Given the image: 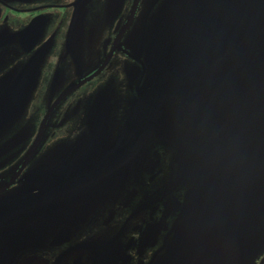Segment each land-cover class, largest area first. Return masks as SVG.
<instances>
[{"label":"flooded vegetation","instance_id":"flooded-vegetation-1","mask_svg":"<svg viewBox=\"0 0 264 264\" xmlns=\"http://www.w3.org/2000/svg\"><path fill=\"white\" fill-rule=\"evenodd\" d=\"M188 1L0 0V80H7L2 88L6 90L0 94V109L9 104L14 92L11 87L21 81L15 83L18 75L27 72L29 76L22 88L28 89L23 104L15 105L21 95V91H17L18 94L3 114L9 113L0 122V190L17 176L10 186L0 191V200L30 190L36 183L42 184L47 179L46 162L53 158L54 153L63 154L62 150L68 149L73 153L74 161L66 162V168L70 170L65 173L78 178L80 171L86 172L90 182L98 183L85 193L83 199L86 201H81L84 207L77 214L86 211L92 197L94 204L102 205L92 218L96 225L84 224L72 236L69 230L65 232L64 225L59 226L63 234L56 235L53 241L28 240L26 249L21 247L20 251H17L18 244H13V255L9 257L11 261L21 258H14L16 253L23 256L22 261L29 263L33 259L30 254L33 253L41 261L39 264H56L63 256L62 264H123L128 261L130 264H153L165 257V240H162L160 248H155L156 243L134 247L131 237L125 242L96 243L92 240L101 234L119 238L126 231L138 229L139 224L130 226L128 222L129 218L137 217L140 212L153 217L148 220L170 216L172 212L181 217L190 215L186 211L190 200L186 192L192 186H185L176 179L172 192H162L164 188L168 191L169 187H165L159 179L158 167L153 168L152 161L156 150L166 152L167 155H161L167 156L163 158V162H167L165 177L173 181L182 166L171 158L174 151H185L184 147L188 144L186 137L191 135L192 128L186 129L175 121L149 127L153 135L146 145L145 156L142 155V148L137 147L138 142L133 141V137L142 136L140 117L148 122L155 120L157 107L169 115L176 113L179 100L160 102L153 90H149L148 95L143 92L159 81L167 69L170 73L174 64L173 57L164 54L169 35L158 33L163 13L170 10L171 26L176 37L175 31L182 22L174 14L181 15L182 8L187 9ZM202 5L205 8L204 1ZM203 20L204 17H201L200 21ZM157 34L161 36L160 42H156ZM153 44L156 46L155 74L154 67L147 65L151 56L148 46L153 47ZM181 52L178 51L177 60H183ZM162 56L163 59L159 61ZM154 75V80L148 81V77ZM63 86L65 89L57 92ZM69 89L71 91L62 97ZM201 127L204 133L199 134L204 137L207 134L205 124L202 123ZM88 131L90 135H87ZM155 133L168 136L174 150L155 137ZM89 140L98 141V145L90 146ZM34 144V151L25 162ZM128 170L129 175L123 176L124 171ZM125 180L130 183L122 192L121 183ZM101 184H108L114 196H93ZM15 189L17 191L12 192ZM215 191H219V188ZM245 194L249 198L255 197L250 192L224 195L238 198ZM193 196L202 197L201 200L210 198L204 194ZM100 198L121 199L123 207L119 211L108 210L105 208L107 201L98 200ZM203 205L206 207V204ZM42 217L26 215L6 223L3 221L0 224V247H7L9 238L38 236L29 234L26 228L16 230L23 234L26 232V236H16L12 228L25 225L30 218L33 220L32 226L37 225ZM3 218L7 219L6 216ZM64 222L69 223L65 219ZM152 231L155 232L156 228L150 227L148 234ZM63 246L67 249L55 255ZM128 252L134 256L131 258ZM175 259L168 257L169 264H176ZM181 263L190 264L188 258Z\"/></svg>","mask_w":264,"mask_h":264},{"label":"water","instance_id":"water-1","mask_svg":"<svg viewBox=\"0 0 264 264\" xmlns=\"http://www.w3.org/2000/svg\"><path fill=\"white\" fill-rule=\"evenodd\" d=\"M190 8L192 12H189ZM163 15L158 33L169 35L164 45V54L172 56L174 64L170 73L167 69L161 79L149 85L143 93L148 95L149 90H153L160 102L172 99L179 102L176 113L172 112L173 115L164 113L157 107L155 120L148 122L140 117L142 136L133 137V141L138 142L137 147L140 150L142 148V155L145 156L146 145L153 135L149 127L161 122L175 121L188 129L192 128L191 135L186 137L188 144L184 147L185 151H174L171 158L182 166L176 179L185 183V179H181L180 175L188 169L192 178L189 192L193 194L215 193L216 188H219L220 192L225 186L222 194L235 196L234 192H250L255 194L254 199L264 201V56L260 54H264V0H189L187 9L182 8V14L178 17L181 18L182 25L175 31L176 37L170 16L167 12ZM201 17H204L203 21H200ZM216 21L218 28L210 23ZM39 34L40 30L36 36ZM160 41L161 36L157 34L156 42ZM155 48L153 44V64H156ZM174 50L182 51L183 60H177L178 52ZM220 55L222 58H219ZM28 77L27 72L18 75L15 83L21 81L11 87L14 92L9 104L20 91V100L15 105L23 104L28 89L22 88ZM154 77L155 75L150 82ZM6 81L3 78L0 80L1 89L6 86ZM70 91L71 89L62 97ZM58 101L59 99L56 103ZM9 104L0 109V122L4 121V117L9 113L3 114L8 110ZM202 123L205 124L207 132L204 137L199 134L204 133ZM129 127L132 128L131 125ZM90 134L88 131L87 135ZM155 135L171 146L168 136L157 133ZM142 139H145L144 144L141 143ZM37 141L38 138L35 143ZM88 142L90 146L98 145L96 140ZM34 148L35 144L27 154L25 162L30 159ZM62 152L63 154L54 153L53 158L46 162L45 181H49L48 183H36L30 190L17 192L0 200V224L26 215H48V209L55 206L58 209H66L72 205L67 204V198L70 196H78L80 201H86L83 199L85 193L98 183L90 182L86 172L80 171L78 178L67 175L65 171L70 168H66V162L74 161L73 153L68 149H63ZM148 155L150 156V153ZM154 155L152 167L157 168L163 158L156 153ZM119 161L122 163V160ZM233 175L243 178V181L232 182ZM16 177L15 175L4 189L10 186ZM83 178L90 184L84 183ZM94 202L95 200L90 204ZM224 218L226 216H220V219ZM69 224L70 222L65 224L64 219L59 218V226L64 225L67 229ZM186 233L187 230L179 232L183 239L176 244V255L170 256L176 258V264H182L184 258H188L190 264H195L191 262L187 252L189 244L197 239L191 236V232L186 238ZM178 258L182 259L178 262Z\"/></svg>","mask_w":264,"mask_h":264},{"label":"rangeland","instance_id":"rangeland-1","mask_svg":"<svg viewBox=\"0 0 264 264\" xmlns=\"http://www.w3.org/2000/svg\"><path fill=\"white\" fill-rule=\"evenodd\" d=\"M169 11L167 12L168 16H170ZM189 12H192V8H190ZM174 17L178 18L179 14L175 13ZM210 23L211 25H214L215 28L219 27L217 21L215 23ZM262 28L264 31V26ZM262 37H264V34ZM262 40L264 41V38H262ZM148 48V54H150L152 47L148 46ZM174 51L178 52V50ZM260 54L264 56L262 52ZM219 58H222V55H220ZM148 60V67H154L155 74L156 66L152 63L151 56L148 57ZM151 78L152 77H148V81H150ZM64 89L65 88L63 86V88L61 90H57V92L63 91ZM69 90L65 92H68ZM2 92L3 89L0 88V94ZM57 135L58 134L56 133V136ZM141 143L144 144L145 139H142ZM170 148L174 150L172 146H170ZM162 153L167 155L166 152L156 150V154H158L161 159L167 157L161 156ZM180 153L183 154L182 152ZM166 166L167 162L160 161L157 171L159 173V179L164 182L163 185H165V187H169L168 191L166 190L167 188H164L162 192H172L177 180L176 178H173V181H171L165 177V171L167 170ZM124 168L126 167L124 166ZM187 170L188 169H186L180 175L181 179H185V186H189V184L192 182V178L189 176ZM128 175L129 170L124 171L123 176ZM231 180L232 182L235 180L242 182L243 178H238L237 175H233ZM48 182L49 181H45L43 184ZM22 183L23 181H21V184ZM129 183L130 182L127 180L121 183L122 192H125ZM27 185L29 186V184ZM109 187L110 186L108 184L100 185L99 189L95 190L93 193V196H99L102 198H106L110 194L114 196ZM225 188V186L222 187L220 192L215 191V193L204 194L210 198H205L203 200H201L202 197H199V199L198 197L193 196V193L187 190L186 194H189L188 197L190 200L188 201L186 211L192 215L193 218L190 215H184V217H181L176 215L175 212H172L170 216L163 215L156 217V219L148 220L153 217L148 216L146 213L140 212L137 217L129 218L128 222L130 226L139 224L138 229L134 228L129 232L126 231L119 238H110L109 236H104V234H101L93 238L92 241H97L96 243L100 241L125 242L128 237H131L134 240V247H136V245L145 246L149 245L150 243H156L155 248H160L162 245V240H165L166 242H164V250L166 251V255L164 258L161 257L153 264H169L170 261L168 260V257L176 255L178 252L176 244L179 240L183 239L179 235V232L182 230H187L186 238L188 237V233L191 232V236L197 239L189 244L187 252L191 262H194L195 264H264V201L261 199L256 200L254 198H249L248 194L238 198H229L222 194L225 191ZM242 188L248 189L246 186H242ZM15 191H17V189L13 190L12 192ZM102 198L98 200L107 201L105 203V208L108 210L111 209L119 211L123 207L122 201H120L121 199L110 200ZM67 200H69V203L67 204H72L71 206L66 209H58L56 206L48 209L49 214L44 215L37 225L32 226L33 220L30 218L25 225L14 226L12 230H15L16 236L23 237L27 235L26 232L23 234L22 232L16 231L20 228H26L25 230L30 231L29 234H38V236L35 238H9L6 242L9 243V245L7 247H0V264H39L41 261L38 260L33 253L30 254L33 257L30 263L28 261H22L23 256L18 255V253H16L13 257L21 258L11 261L9 257L13 255V244H15V246L18 244L20 249L17 248V251H20L22 250L21 247L26 249L28 240L35 242H38L39 240H45L47 242L49 240L53 241L56 235L58 236L61 233L63 234L61 227H59V218H63L70 222L65 232L69 230V234L71 236L84 224L91 223L92 225H96L92 218L94 217L97 210L102 207V205L90 204L89 202L88 206L85 208L86 211H84V213L82 212L83 214H77L78 210L81 207H84L82 206V202L78 196H70L67 198ZM92 200L93 197L90 201ZM203 204H206L207 209ZM74 205L77 207V209H75ZM133 207L134 206H132V208ZM208 209L210 210L208 211ZM221 215L222 217L226 216V218L220 219ZM175 220L176 226L173 225ZM172 226H174V228H172ZM150 227H152V229L156 228V231H152V233L149 235L148 230ZM68 240L70 241V237ZM66 249V246L61 247L55 252V255L65 251ZM127 255L131 258L134 256V254L130 252H128ZM115 257L118 256L115 255ZM64 259L65 257L63 256L56 262V264H62ZM123 264H130V262H124Z\"/></svg>","mask_w":264,"mask_h":264}]
</instances>
